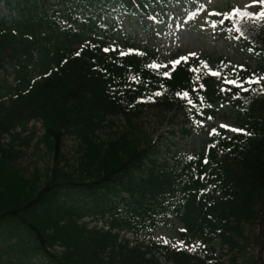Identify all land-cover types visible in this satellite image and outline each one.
I'll list each match as a JSON object with an SVG mask.
<instances>
[{
    "label": "trees",
    "instance_id": "obj_1",
    "mask_svg": "<svg viewBox=\"0 0 264 264\" xmlns=\"http://www.w3.org/2000/svg\"><path fill=\"white\" fill-rule=\"evenodd\" d=\"M53 1L64 8L0 0L10 11V20L0 16V264H224L211 244L241 251L248 225L257 227L264 253V81L247 83L264 77V27L258 22L241 36L238 18L212 11L203 18L241 43L256 69L223 55L163 67L157 49L116 30L138 13L160 21L162 9L182 0ZM224 77H239L249 91ZM149 110L183 138L230 110L249 135L215 127L221 134H208L201 151L171 150L160 163L161 149L141 123ZM32 121L42 123L37 144L54 162L28 174L19 161L36 136L21 138ZM171 221L183 224L178 234L186 243L200 240L201 254L142 239Z\"/></svg>",
    "mask_w": 264,
    "mask_h": 264
},
{
    "label": "rangeland",
    "instance_id": "obj_2",
    "mask_svg": "<svg viewBox=\"0 0 264 264\" xmlns=\"http://www.w3.org/2000/svg\"><path fill=\"white\" fill-rule=\"evenodd\" d=\"M51 2L57 5L53 11L64 8V6L57 4L56 1L51 0ZM251 2L252 0H198V2L190 1L187 4L182 0L179 5H169L162 9L163 18L160 21L144 18L142 13H138L131 18L124 17L116 30L117 36H121L119 33L132 36L139 44L157 49L162 65H167L173 59L176 58L177 60L181 57L199 58L223 55L237 63H246L252 69H256L257 62L244 52L241 43L227 37L223 33L214 31L210 26L208 27L203 23L204 16H207L211 11L224 13L231 11L235 7L244 8ZM259 7V4H255L248 10L258 11ZM9 14L10 11L6 7L5 2L0 3V16L5 15L7 20H10ZM108 21L112 25L115 23L112 17H109ZM190 53H195V55H190ZM183 120V117H180L177 122H182ZM168 121L169 119L165 120L155 110L146 111L141 120L147 138L161 149L162 157L160 163L165 158L170 157L168 151L171 150H180L182 153L201 151L207 142L209 132L221 124L231 125L240 129L230 110H226L214 119L196 124L197 129L191 136L186 138L181 136L178 126L170 125ZM114 122L115 126L120 127V130L123 129L124 120L122 117L114 118ZM30 128L31 130L22 134L21 138H30L33 132H36V136L32 139L29 146L22 148L24 155L19 161V166L28 174L33 173L35 168L45 171L54 162L53 155L49 150L37 144L39 136L43 133L42 123L32 121ZM224 130L228 133H239L230 132L227 129ZM101 137H106L105 132L101 133ZM72 143L71 139L66 140L65 153L68 154ZM87 220L89 221L90 219L88 218ZM98 224L102 226L104 223L98 222ZM182 225V223L177 221L160 223L157 229L148 236L142 237V239L147 238L157 242L167 240L166 244L172 248L181 247L180 242H183V246L187 245V250L190 254H201L198 247L200 240L186 243L179 236L178 231L182 228ZM257 233L258 229L256 226H246L245 239L239 241L242 247L241 251L236 249L231 252L228 247H220L216 241L211 246H214L215 255L221 258L224 264H255V261H264V253L261 252L260 246L256 242ZM125 234L127 237L133 238L132 234ZM234 258L236 262L232 263Z\"/></svg>",
    "mask_w": 264,
    "mask_h": 264
},
{
    "label": "snow or ice",
    "instance_id": "obj_3",
    "mask_svg": "<svg viewBox=\"0 0 264 264\" xmlns=\"http://www.w3.org/2000/svg\"><path fill=\"white\" fill-rule=\"evenodd\" d=\"M259 4L261 7L259 8L258 11H249L248 9L251 8L253 5ZM212 15L214 16H223L225 19H230V20H236L238 18L239 22L235 23L233 27L235 28V31L238 32L241 36L245 34V31L248 28H255L258 25L264 27V0H252V2L249 5H246L244 8L240 7H235L231 10V12L227 13H220V12H213ZM224 21L221 20L220 23H223ZM215 23L213 24V27H215ZM239 38V37H237ZM104 51H109V49H104ZM123 54V53H122ZM79 55V52L77 53ZM190 55H195V53H190ZM186 59V57H181L177 60L170 61V63L175 66L181 62V60ZM152 68H159L162 67V65H158L155 62L150 65ZM163 67H167V65H163ZM204 67H208L207 62H204ZM238 67H243V65H239ZM192 71H198V69H192ZM210 74L214 76H220L221 73L216 70H211L209 69ZM164 76H169V72H164ZM224 80L227 84H231L236 86L238 89H241L244 92L249 91L248 87H244V81H242L239 77L236 79H228L227 77H224ZM264 81V77H256L255 79H252L251 77L248 78L247 83L249 85L251 84H261V82ZM201 88L205 87L203 84L199 85ZM221 91H225V89L221 88ZM227 91H231V89H227ZM155 96L161 95V93L158 91L154 93ZM177 95H183V97H188L189 93L184 92L183 94L177 93ZM238 96V93L236 94ZM234 96V98H236ZM202 99V98H201ZM211 105H209L210 107ZM208 119H212L211 117H208ZM221 129H227L230 132H244L245 135H249V133L245 132L243 129H238L235 127H232L231 125L227 124H221L219 126ZM210 135L218 136L221 133L217 131V129L213 128L211 132L209 133ZM214 146V145H213ZM189 159H192V157H189ZM205 163H207V160H205ZM183 231V230H182ZM167 243V240L164 241ZM181 246H183V242H180Z\"/></svg>",
    "mask_w": 264,
    "mask_h": 264
}]
</instances>
